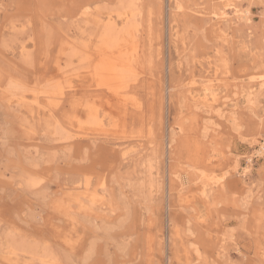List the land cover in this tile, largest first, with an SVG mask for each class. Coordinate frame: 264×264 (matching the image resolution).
<instances>
[{
    "label": "rangeland",
    "instance_id": "rangeland-1",
    "mask_svg": "<svg viewBox=\"0 0 264 264\" xmlns=\"http://www.w3.org/2000/svg\"><path fill=\"white\" fill-rule=\"evenodd\" d=\"M0 264H264V0H0Z\"/></svg>",
    "mask_w": 264,
    "mask_h": 264
},
{
    "label": "bare ground",
    "instance_id": "bare-ground-1",
    "mask_svg": "<svg viewBox=\"0 0 264 264\" xmlns=\"http://www.w3.org/2000/svg\"><path fill=\"white\" fill-rule=\"evenodd\" d=\"M236 10H237V8H235ZM235 10V11H236ZM108 12V11H107ZM128 14V13H127ZM123 15V14H122ZM124 18V17H123ZM116 25V24H115ZM130 31V30H129ZM108 32H109V30H108ZM72 34V33H71ZM131 35H132V33H131ZM121 36V35H120ZM127 37V36H126ZM87 38V37H86ZM126 39H128V38H126ZM117 40H119V38H115L114 39V41L116 42ZM129 40H131L130 38H129ZM132 41H133V39H132ZM122 43V42H121ZM130 43V42H129ZM123 44V43H122ZM121 45V44H120ZM128 45V44H127ZM122 46V45H121ZM122 50V49H121ZM103 51V50H102ZM105 51V50H104ZM119 51V50H118ZM75 53V52H74ZM73 53V54H74ZM109 53V52H108ZM114 53H117V50H115V52ZM104 54V53H103ZM101 55H102V53H101ZM107 55V54H106ZM115 55V54H114ZM83 56V55H82ZM110 56V55H109ZM108 56V57H109ZM104 57V56H103ZM107 57V56H106ZM107 57V58H108ZM89 58V57H88ZM111 58L112 57H110V60H111ZM104 60V59H103ZM105 61V60H104ZM114 62V61H113ZM114 63H116V62H114ZM114 63H110L108 66H106V67H104V68H102V70L104 71V73H108V74H113V72L115 71V67H117V65H115ZM118 63V62H117ZM116 63V64H117ZM119 67V66H118ZM121 68V67H120ZM109 69H111L112 70V72H108L109 71ZM102 71V72H103ZM115 78V79H114ZM114 78H109L106 82L107 83H105L104 85L107 87V88H114L117 84H119L120 83V80H122L123 78H124V71H122V69H119V71H117V73L115 74V77ZM237 168V167H236Z\"/></svg>",
    "mask_w": 264,
    "mask_h": 264
}]
</instances>
